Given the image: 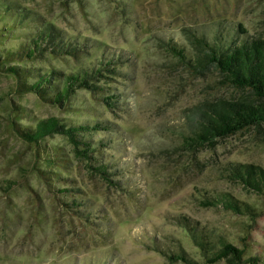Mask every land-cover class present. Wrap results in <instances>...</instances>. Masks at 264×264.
I'll use <instances>...</instances> for the list:
<instances>
[{
  "label": "rangeland",
  "instance_id": "1",
  "mask_svg": "<svg viewBox=\"0 0 264 264\" xmlns=\"http://www.w3.org/2000/svg\"><path fill=\"white\" fill-rule=\"evenodd\" d=\"M4 6L11 14L0 17V264H184L170 262V252L202 264L191 229L213 248L220 238L242 248L241 264L254 256L264 264V196L223 173L233 161L264 170V130L183 143L197 107L242 92L216 74L188 72L166 46L185 45L184 28L217 23L264 38V0H0ZM42 28L50 37L32 58L2 62ZM12 64L30 69L26 83L96 68L86 80L99 88L76 87L52 104L23 91L3 69ZM51 80L63 84L60 75ZM49 116L99 123L92 157H74L62 134L29 142L14 129ZM222 193L256 213L202 203ZM71 199L75 206H66Z\"/></svg>",
  "mask_w": 264,
  "mask_h": 264
},
{
  "label": "trees",
  "instance_id": "2",
  "mask_svg": "<svg viewBox=\"0 0 264 264\" xmlns=\"http://www.w3.org/2000/svg\"><path fill=\"white\" fill-rule=\"evenodd\" d=\"M2 8L0 17L11 14L6 6ZM13 22L14 20H11L10 24ZM183 31L185 45L170 40L166 42L167 49L176 57V62L195 75L216 74L220 76L219 83L242 92L236 98L219 99L204 103L200 108L197 107L193 113L194 117L186 118L187 131L184 132L186 141L183 143L189 147L212 145L218 138L249 128L264 130V38L249 34L240 24L233 27L217 23L216 28L204 30L184 28ZM50 33L51 30L47 32L44 28L37 30L28 45L23 44L15 50L8 51L2 62L32 58L40 50L41 44L48 40ZM3 69L17 78L18 86L23 91L34 92L44 101L52 104L62 105L76 87L86 85L99 88L86 80L98 73L96 68L62 74L50 72V74L38 75L31 83H26L30 69L17 67L14 64L7 65ZM59 75L63 77V84L58 88L51 79ZM108 98L107 96L102 99L106 103H113L107 100ZM99 127L100 124L97 122L70 125L61 122L55 116H49L39 119L32 127L15 126L14 129L29 142H37L52 133L62 134L72 145L74 157L90 159L94 150L90 136L92 131ZM58 166L62 167L60 164ZM89 167L102 175L105 173L101 165L92 167L89 164ZM38 173L43 179H50L45 177L43 171L38 170ZM223 173L225 178L239 181L253 192L264 196V170L258 165L227 162ZM62 191L65 192L64 196L69 194L68 190ZM205 198L206 200L202 202L205 205L214 206L219 203L223 208L232 209L238 214L256 213L254 206L225 193L218 195L217 198L213 196ZM74 201L71 199L69 203L65 202V205L73 206ZM190 232L193 241L202 250L204 256L202 264H211L221 259L226 264H241L244 261L242 258L244 250L226 241L225 238H220L218 246L213 248L202 234H196L192 229ZM165 255L170 262L180 260L184 264H199L181 252H170ZM245 260L251 264L258 263V258L255 256Z\"/></svg>",
  "mask_w": 264,
  "mask_h": 264
}]
</instances>
